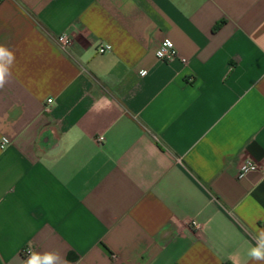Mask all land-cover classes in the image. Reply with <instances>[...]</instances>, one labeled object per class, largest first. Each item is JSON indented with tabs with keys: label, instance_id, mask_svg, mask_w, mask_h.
<instances>
[{
	"label": "crops",
	"instance_id": "crops-1",
	"mask_svg": "<svg viewBox=\"0 0 264 264\" xmlns=\"http://www.w3.org/2000/svg\"><path fill=\"white\" fill-rule=\"evenodd\" d=\"M0 45V264H264V0H1Z\"/></svg>",
	"mask_w": 264,
	"mask_h": 264
},
{
	"label": "clouds",
	"instance_id": "clouds-1",
	"mask_svg": "<svg viewBox=\"0 0 264 264\" xmlns=\"http://www.w3.org/2000/svg\"><path fill=\"white\" fill-rule=\"evenodd\" d=\"M60 39L63 41L64 37ZM15 61V55L12 50L0 45V89L10 82L11 67ZM143 74V73H141ZM257 243L247 251V256L255 262H264V232H261L256 237ZM67 264L63 258L56 252H30L28 258L23 261V264Z\"/></svg>",
	"mask_w": 264,
	"mask_h": 264
},
{
	"label": "built area",
	"instance_id": "built-area-1",
	"mask_svg": "<svg viewBox=\"0 0 264 264\" xmlns=\"http://www.w3.org/2000/svg\"><path fill=\"white\" fill-rule=\"evenodd\" d=\"M0 2H1V0H0ZM61 36L64 37L63 41L60 39ZM57 41L60 44V46L64 49L69 48L73 45L72 38L66 33L58 36ZM111 49L112 48L110 45H103L99 48V52L105 53V52L111 51ZM156 56L159 60L169 61L173 58L179 57V54L177 53L174 44L170 40H165L158 47V49L156 51ZM182 61L185 64L187 63V60H185L183 58H182ZM48 102L51 103L52 100H48ZM103 140H104L103 137L99 138L100 142H102ZM8 144H9V140L7 138H2L0 147L3 149ZM258 169H259V166L254 160H252L251 158H246L240 163V166H239L240 176H243L244 174H246L248 172L256 171ZM190 223L193 225V227H195L197 229L199 228V226L196 222L191 221ZM30 252H32L30 249H25L23 253L25 255H29Z\"/></svg>",
	"mask_w": 264,
	"mask_h": 264
}]
</instances>
